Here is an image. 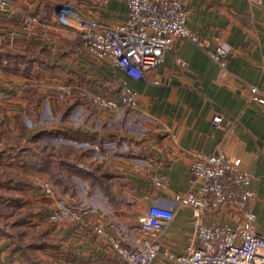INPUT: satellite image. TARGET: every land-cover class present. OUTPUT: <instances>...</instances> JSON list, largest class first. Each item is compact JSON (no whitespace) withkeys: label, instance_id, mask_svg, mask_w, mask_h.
<instances>
[{"label":"crops","instance_id":"obj_1","mask_svg":"<svg viewBox=\"0 0 264 264\" xmlns=\"http://www.w3.org/2000/svg\"><path fill=\"white\" fill-rule=\"evenodd\" d=\"M71 1L77 4L80 13L111 25L122 23L127 17L123 2ZM19 2L40 21L53 23L56 0ZM184 3L189 11L188 26L206 40V46L211 50L222 45L229 48L227 68L214 62L196 43L179 39L166 52L164 64L154 71L153 76L161 84L154 86L145 78L139 81L127 78L107 61L94 60L80 45L70 50L75 45L72 37L58 28L40 26L30 39L33 46L40 47L42 60L49 58L51 69L41 75L49 81L50 95L58 83H79L114 97L119 90L117 80L125 77L139 93L140 107L123 109L119 115L94 111L97 118H93L92 124H86L91 120L86 106L74 107L69 103L70 106L60 107L66 110L56 117L59 121L54 117L49 120V129L82 132L85 138L77 141L61 138L63 135L39 136L47 128L37 125L30 130L24 141L30 149L21 147L18 155L10 153L8 160L3 161L9 168L6 170L19 179L32 180L34 174L49 178L60 196H39L30 184H19L16 190L28 203L7 202L0 208L15 216L7 218L11 223L5 221L0 226V264H121L114 249L91 232L81 230L77 223L48 219L60 197L71 207L87 208L89 221L104 224L125 245H139L143 239L137 221L140 211L155 203L173 208L175 217L160 233L159 240L162 252L183 254L194 237V212L190 207L175 204L173 198L191 188V164L194 156L202 153L226 152L236 159L240 171L253 176L251 188L256 197L248 208L256 214L257 229L264 235V104L251 99L252 86L264 94V2L258 5L246 0H184ZM49 7L51 19L45 20L49 15L45 9ZM24 32L15 16L0 14L2 36ZM58 47L62 49L58 52L60 56L54 52ZM22 58L32 63V59ZM179 61H185L187 66H181ZM33 63L38 64L35 59ZM51 104L56 105L54 101ZM217 116L223 118L218 125L214 123ZM79 120L85 125H79ZM66 121L71 126H66ZM17 124L13 122L11 127L14 137L21 131ZM4 130L0 127L1 133ZM44 144H49V149L56 146L52 150L55 154L53 160L49 158L40 165L36 150ZM59 144L78 150L76 167L58 169ZM18 145L23 144L10 146ZM155 173L167 177L166 189L155 186L151 179ZM51 176L60 179L55 182ZM37 202L43 203L38 212ZM27 210L34 212L33 219L19 218ZM202 220L205 224H235L240 218L226 209ZM8 225L11 228H6ZM150 264L177 263L161 254Z\"/></svg>","mask_w":264,"mask_h":264},{"label":"built area","instance_id":"obj_2","mask_svg":"<svg viewBox=\"0 0 264 264\" xmlns=\"http://www.w3.org/2000/svg\"><path fill=\"white\" fill-rule=\"evenodd\" d=\"M112 0H104L108 4ZM127 6L125 21L117 24L100 22L79 12L73 3L54 6L52 21L46 23L26 12L19 0H0V14H14L25 31L33 32L40 26L54 27L68 35L79 38L80 47L99 61H107L134 81L147 79L151 85L160 86L153 73L160 68L166 52L179 39L190 40L205 49L209 57L222 68H227L229 48L226 45L214 50L188 26L189 11L184 0H115ZM261 5L264 0H246ZM183 67L185 61H179ZM127 78L117 80L116 96H108L79 83L57 84L53 88L59 102L79 99L98 114L136 110L140 107V95ZM6 95L1 91L0 98ZM252 101L264 104V94L257 86L251 87ZM222 116L214 119L216 125ZM172 155H176L175 152ZM193 178L191 188L175 194V204L193 209L195 229L191 245L181 255L162 252L159 236L165 226L175 217L173 208L151 205L137 214L139 230L143 239L139 245H125L120 236L104 224L89 221L90 211L85 207H71L60 198L49 215L53 222L77 223L81 230L94 234L99 241L116 251L121 264H150L159 255L177 264H264V235L256 225V214L248 204L256 197L251 188L253 176L240 171L236 159L226 152L196 154L191 164ZM39 179V178H37ZM160 189L168 187V179L159 173L151 177ZM41 194L56 198L54 185L40 180ZM238 215L235 224H205L204 216H214L224 210Z\"/></svg>","mask_w":264,"mask_h":264},{"label":"rangeland","instance_id":"obj_3","mask_svg":"<svg viewBox=\"0 0 264 264\" xmlns=\"http://www.w3.org/2000/svg\"><path fill=\"white\" fill-rule=\"evenodd\" d=\"M56 1L57 2L55 3V5L72 3L71 0ZM73 4L77 6L76 3ZM36 9L37 8L35 7L34 10ZM10 15L15 16L14 14ZM47 16L49 15L47 14ZM15 18L18 21L20 19L17 16H15ZM46 19L49 20L48 17ZM37 31L38 29L33 32L25 31L24 33L16 35L7 34L5 36H2L0 34V93L2 91L6 95L4 98H0V127L6 128V130H4L2 133L0 132V208H2L3 205H5V203L7 202H9V204L28 203V199L23 198V194L18 193L16 190V188H19V184L22 183L24 186L30 184V187L36 188L35 191H37L40 196L43 195L38 190V188L40 187V180L46 181L48 183L50 181L48 180L49 178H40V174H34L36 177L33 176L32 180L28 178H14L12 172L10 170H6L9 168H7L6 164L3 161L8 160V158L10 157V153L11 156L18 155V152H21V149L15 148L14 146L10 145H14L16 143L23 144L18 146L26 147L27 150H29L30 147L28 146V143L24 142L26 137L25 133L27 132V130H33L36 125L40 128H49V120L54 117L55 120L59 121V119H56V117H58V115L63 114V111L66 110L60 107L70 106V104H73L74 107L86 106L79 99H75L74 101L59 102L56 97H54V94H49V81H47L48 79L46 78V76L41 75L43 72H49L50 70L49 63L47 62L49 61V58L44 57L46 58V61L42 60L40 47L33 46L32 43H30V39L35 37L34 34H36ZM70 36L72 37L70 38V40L74 41L75 45L69 48L70 50L76 49L77 46L80 45L79 38L75 37L74 35ZM58 48V50L54 51L57 54L56 56H60L59 53L62 52V49L60 47ZM79 48L81 49L80 46ZM63 49L65 50L66 48ZM83 51L88 53L85 50ZM64 55L66 56L67 54L65 53ZM88 55L93 58L89 53ZM15 56H24L25 58H30L32 60L35 59L38 64L34 65L33 61L32 63L28 61H22L23 58L15 59ZM93 59L96 60L95 58ZM53 101L56 103L55 106H52L51 104ZM86 108L88 109L86 112L90 113V115L88 114V116H91V120L89 121V123L86 124H92V122L94 121L93 118H97V116L93 114L94 111L92 112V110L90 111L88 107ZM120 113L121 112H118L116 113V115H119ZM13 122L18 123L17 125L21 129L19 136L16 135V137H14L11 132ZM78 123L79 125H85L84 121L79 120ZM66 126H71V124H69V121H66ZM101 127L102 125H100L99 128ZM14 138H16L15 142L13 140ZM5 143L6 146L8 145L9 147L5 148ZM36 151L38 153L37 156L41 159L39 163L40 165L45 160L49 159V144H44V146L42 145L38 147ZM57 152H59V150ZM6 153H8V155L4 157ZM47 164H49V162ZM41 169L42 168L38 170ZM50 179L59 180L60 178H58V176H51ZM57 194H59L57 196H60V192H58ZM100 200L101 199H98L99 202ZM42 202H37V212L43 207L41 206V204H43ZM44 204L46 205L47 203L45 202ZM33 214V211L27 210L23 212L19 216V218L23 220H32ZM12 215L14 216V214L10 213L7 210H0V226L2 222L5 221L11 223V219L7 220V218L12 217ZM6 228H11V225L6 226Z\"/></svg>","mask_w":264,"mask_h":264},{"label":"trees","instance_id":"obj_4","mask_svg":"<svg viewBox=\"0 0 264 264\" xmlns=\"http://www.w3.org/2000/svg\"><path fill=\"white\" fill-rule=\"evenodd\" d=\"M48 11H49V16H47V17L50 20L51 19L50 18L51 17V13H52V10H51L50 7H49V9H45V12L48 13ZM22 57H24V56H21V57L15 56V59L16 58L17 59H20ZM29 132L30 131L27 130V132L25 133V135H27ZM62 135L64 137H61ZM39 136H44V137H48V138L50 136L58 137V138H60V137L61 138H70V139H73L75 141L80 140L82 138H85V135H83L82 132L79 133V131H74V130H71V129H67V130H63V131L57 132L56 130L49 129V128L41 131L40 134H39ZM7 147H9V146H7ZM55 147L56 146L51 147V149L49 151V158H50V160L51 159L53 160V158H54V154L55 153H52V150L55 149ZM16 148H20L21 149V147H19V146H17ZM57 150H59V152H58L59 154L56 156V166L58 167L59 170H62V168L65 167V166L68 167V168L69 167H76L77 166L76 165L77 164L76 159L78 157V155H77L78 150L75 147H73L72 145H67V144H63V145L59 144V146L57 147ZM44 162H47V160H45ZM57 167L55 168V164H54L53 168L57 169ZM54 181L57 182L56 180H54Z\"/></svg>","mask_w":264,"mask_h":264}]
</instances>
